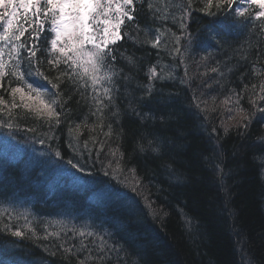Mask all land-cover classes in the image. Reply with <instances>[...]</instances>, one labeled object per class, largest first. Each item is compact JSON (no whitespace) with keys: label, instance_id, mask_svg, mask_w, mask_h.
Listing matches in <instances>:
<instances>
[{"label":"trees","instance_id":"obj_1","mask_svg":"<svg viewBox=\"0 0 264 264\" xmlns=\"http://www.w3.org/2000/svg\"><path fill=\"white\" fill-rule=\"evenodd\" d=\"M148 2L154 5L151 12ZM205 2L194 0L188 15L186 0H136L140 30L132 24L126 30L138 40L125 38L114 46L135 65L117 54L116 68L122 71L114 77L115 101L104 109L102 127H95L100 114L92 115L93 96L109 102L87 78L78 90L68 79L60 84L59 124L56 117L49 123L22 108L9 116L0 105V125L12 124L0 126V264H78L86 258L87 264H264V163L258 158L264 157V144L256 142L264 137V127L256 122L246 136L236 129L225 135L218 115H227L220 102L245 84L240 103L252 110L251 86L264 81V19L256 20L259 9L244 0L235 7L249 9L245 17L229 14L225 23L228 10L214 7L208 15L202 10ZM182 16L187 31L181 28ZM210 32L214 39H206ZM157 35L158 47L141 43ZM41 47L42 70L54 79L66 66L49 70L50 45L43 36ZM153 67L157 77L149 80ZM149 86L151 99L136 106L165 119L142 124L130 114L128 102ZM5 89L0 96L10 105ZM213 97L217 112L202 113L197 104L206 101L210 109ZM109 123L110 137L104 135ZM77 124L78 137L69 133ZM157 134L163 139L161 155L136 149L137 142L147 146L148 139L154 146L160 143ZM117 148L124 154V174L108 166L115 165L109 153ZM130 167L141 180L137 192L123 182ZM16 230L26 235L12 236ZM78 231L94 235L81 237ZM101 237L107 242L104 252L98 251ZM81 241L87 246L83 250ZM105 255L103 261L93 259Z\"/></svg>","mask_w":264,"mask_h":264},{"label":"snow or ice","instance_id":"obj_2","mask_svg":"<svg viewBox=\"0 0 264 264\" xmlns=\"http://www.w3.org/2000/svg\"><path fill=\"white\" fill-rule=\"evenodd\" d=\"M145 0H141V3ZM244 0H206L204 8L202 9L208 15H213L210 10L227 9L224 17L225 23H229V14L245 17L249 9L244 7H235L237 3H243ZM249 7L255 6L259 10L255 12L254 18L256 20L264 19V0H246ZM194 0H186L185 13L190 15V9L193 6ZM149 12L152 11L154 5L150 2L147 4ZM0 89H5L7 82L8 94L11 98V104L8 105L2 96H0V105L7 108L8 115H12V109L22 108L24 110L34 113L37 117L48 118L47 122L51 123V118L56 117L55 124H59V115L55 106L59 103V96L61 95L59 89L60 84L64 79H68L77 90L81 86H86L85 78L90 82V86L94 92L102 90L103 96L107 98L108 104H105L99 96H93L96 100V111L92 112L93 116L97 113V124L95 127H102L104 121V109L109 107V104L114 103V90L116 83L115 76L119 75L122 69H117L115 61L117 54L121 59L126 60L130 65H135V60L132 56H125L119 53V49L114 47L119 41L125 38L136 42L138 37L133 36L130 31H127L128 24H132L137 31L140 30L139 24L136 23V0H0ZM166 18V17H165ZM185 17H181V28L187 31V25L183 23ZM264 31V25H262ZM26 33L27 38H25ZM45 45H50L47 48L48 56L47 64L50 65L49 70H58L61 64L66 66V70L59 71V74L50 79L45 71L42 70V61L38 58L37 53L43 52L41 47V39ZM209 33L206 39H214ZM191 34H189V47L192 43ZM177 42L179 38L177 37ZM141 43H151L153 47H158L160 44V37L157 35L154 40H145ZM187 50V49H186ZM179 52L180 49H175ZM259 55V53H258ZM255 65H253V68ZM70 69L71 71H68ZM212 72H217V68H212ZM151 75L148 79L152 80L157 77L156 69H150ZM222 74V73H221ZM32 77L33 79H29ZM6 78L7 81H6ZM125 80H130L131 77H124ZM45 81L41 84L38 81ZM77 80L82 83L77 85ZM16 82V86H12V82ZM217 83H219L217 81ZM111 85V87L106 86ZM50 86V87H49ZM211 87V85H207ZM259 92H256V89ZM253 95L249 97V102L252 110L245 109L240 101L244 98L243 93L248 90V85L245 84L240 92L232 91L231 95L227 96L220 103L225 105L223 113H218L219 123L223 128L225 135L229 133L230 129H236L237 134L246 136L251 129L253 123L259 122L261 127H264V105L257 101H264V81L258 85L251 86ZM55 90V91H54ZM152 96V88L149 86L145 89L144 94L137 99L133 97L128 102L130 114L135 116L146 124L148 121H155L159 119L164 121V117H157L152 112H144L136 105H143L145 100H150ZM17 97L19 102H17ZM196 99H199L198 97ZM213 99V106L209 109L206 101H200L197 107L202 113L207 111L217 112V105L215 104V97ZM204 105V107H201ZM62 107V105H61ZM4 108H0V112ZM113 116L117 113L113 112ZM207 118V117H205ZM226 121L232 123H226ZM12 127L10 122H4V125ZM84 127H88L86 124ZM93 127L90 130H95ZM108 131L104 133L105 136H112V124L107 125ZM81 125L77 124L74 129L70 128L69 133H75L77 137L80 134ZM216 131L215 127L212 129ZM156 139L160 143L155 144L154 140L148 139L147 146L137 142L136 149L144 154L151 151L156 155L162 154L163 139L156 135ZM257 143L264 144V137H259ZM43 143V141H41ZM87 146V142H85ZM103 147V145H101ZM119 157L117 158V153ZM115 159V165L109 162V167L113 169L114 173H125V169L121 166V160L124 157L123 152L119 148L110 150L109 153ZM59 156L60 152L57 151ZM264 163V157H258ZM73 167H79L81 171L84 169L77 164H73L71 160L68 161ZM108 175V172H105ZM132 187L133 192H137L141 188V180L137 175V169L130 167L127 169L124 181ZM142 194V193H141ZM145 199H147L145 197ZM134 201L129 205L132 209ZM151 207V204L148 205ZM79 236H93L94 234L84 231H78ZM12 236L24 237L26 234L21 230L11 232ZM131 239H135L134 234H130ZM101 247L98 249L104 252V245L107 243L103 241ZM87 246L81 241L80 250ZM66 252L72 253V248H66ZM54 255V253H53ZM105 256L94 257L93 259L103 261ZM78 264H87V258L78 261ZM126 264V261H125Z\"/></svg>","mask_w":264,"mask_h":264}]
</instances>
